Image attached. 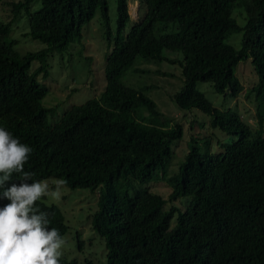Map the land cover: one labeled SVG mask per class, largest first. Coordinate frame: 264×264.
<instances>
[{
	"label": "trees",
	"instance_id": "16d2710c",
	"mask_svg": "<svg viewBox=\"0 0 264 264\" xmlns=\"http://www.w3.org/2000/svg\"><path fill=\"white\" fill-rule=\"evenodd\" d=\"M14 1L15 15L40 4L27 23L45 48L19 55L15 41H4L13 20L0 23V127L33 149L24 165L33 181L53 180L54 190L63 178L62 192L93 193L87 220L104 241L105 264H264V0H138L135 20L131 0H115L114 32L108 0ZM97 11L108 50L104 91L49 124L55 109L42 105L48 89L39 77L48 76L50 58L81 41ZM234 34L241 35L237 47L227 42ZM138 59L178 65L176 106L207 114L208 125L230 140L200 137L194 129L204 123L197 120L184 140L183 125L159 112L148 87L120 81ZM242 63L256 78L248 88L253 126L236 109L214 107L198 89L207 83L236 99L245 89L235 75ZM48 219L49 229L64 236L58 208ZM67 259L59 263L76 264Z\"/></svg>",
	"mask_w": 264,
	"mask_h": 264
},
{
	"label": "rangeland",
	"instance_id": "374dc122",
	"mask_svg": "<svg viewBox=\"0 0 264 264\" xmlns=\"http://www.w3.org/2000/svg\"><path fill=\"white\" fill-rule=\"evenodd\" d=\"M13 1L0 0V23H9L13 20L11 32L4 41H15L13 48L21 56L29 52L42 50L45 45L31 38L27 23V13L38 9L40 4L35 2L28 10L22 9L18 15H15ZM14 2L17 3V1ZM139 6L138 0H131L129 3L128 9L131 19L135 20L138 18L140 13ZM108 7L110 27L114 32L116 19L115 0H108ZM237 12L235 11L234 15ZM128 28L129 25L127 30ZM240 38V34H234L228 38L227 42L237 47L235 44L239 43ZM107 51L105 34L100 22V12L97 11L92 20L82 27L81 41L71 43L61 54H55L50 58L48 63L51 67L48 76L46 79H43V76L39 77V81L44 83L48 89L47 95L42 100V105L55 109L47 117L49 124H52L57 119V116L69 107L100 97L106 85L104 62ZM247 62L249 63V61ZM248 63L240 64L235 72V75L245 88L236 99L215 93L207 83H200L198 89L204 93L206 99L214 107L218 109H236L242 114L248 124L253 126L255 124L253 118L255 101L253 94L248 88H251L256 83V78ZM37 66L38 63L34 62L31 70ZM136 67H138L137 70L149 69L152 73L136 72ZM158 70L166 73V75H159ZM177 72L180 75L181 69L176 64L166 62L153 63L138 59L120 77V81L132 88L148 87L147 95L155 102L159 112L165 118L170 119L171 124L181 123L183 125L184 140L191 134L189 122L197 120L204 123V127L198 126L196 130L194 129V133H200V137L214 136L213 140L229 141V137L218 130H213L208 125L210 117L207 114L197 110L183 111L176 106L173 96L182 86V80L178 79L182 77L176 76ZM245 93H250L248 96H250L251 102L245 98ZM49 184L50 187L54 185L53 182H49ZM157 189L160 192H165L164 188ZM93 197L94 195L89 189H75L73 191L65 189L64 192H62V189L60 190L59 211L67 226L66 233L62 236L66 241L64 246L68 245V248H65L66 257L74 260L76 264H85V261H90L92 264L106 263L104 241L91 229L90 220H87L89 212L92 211L90 206L96 205V200L92 202ZM174 222L175 218L171 221V224H174Z\"/></svg>",
	"mask_w": 264,
	"mask_h": 264
},
{
	"label": "clouds",
	"instance_id": "9594fccd",
	"mask_svg": "<svg viewBox=\"0 0 264 264\" xmlns=\"http://www.w3.org/2000/svg\"><path fill=\"white\" fill-rule=\"evenodd\" d=\"M32 151L0 127V264H64L59 257L66 255V241L58 229H49L48 215L59 209L67 181L56 180L54 190L53 180L33 181L34 174L24 171Z\"/></svg>",
	"mask_w": 264,
	"mask_h": 264
}]
</instances>
